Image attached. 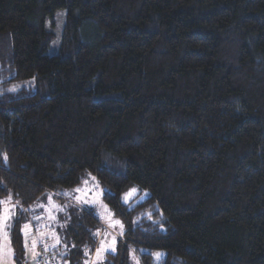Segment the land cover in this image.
Listing matches in <instances>:
<instances>
[{
  "label": "trees",
  "instance_id": "16d2710c",
  "mask_svg": "<svg viewBox=\"0 0 264 264\" xmlns=\"http://www.w3.org/2000/svg\"><path fill=\"white\" fill-rule=\"evenodd\" d=\"M3 156L23 208L94 177L123 225L100 264H264V0H0ZM65 217L47 261L93 264L101 223Z\"/></svg>",
  "mask_w": 264,
  "mask_h": 264
},
{
  "label": "rangeland",
  "instance_id": "374dc122",
  "mask_svg": "<svg viewBox=\"0 0 264 264\" xmlns=\"http://www.w3.org/2000/svg\"><path fill=\"white\" fill-rule=\"evenodd\" d=\"M59 25L61 26V20L56 22L55 31H60ZM0 160L6 161L4 156ZM93 178L91 175H86L81 184L73 189L61 192L47 191L39 200L26 208L13 202L10 198L1 199L0 202L4 203H0V264H39L37 261L41 259L42 254H46L43 256L46 260L50 254L57 258L68 255L73 248L65 236L68 224L65 215L68 209L91 212L101 223V229H99L97 236L98 246L95 249V254L91 258L89 256L90 263L92 261L93 264H100L106 253H113L117 240L122 237L123 227L121 228L119 224L113 226L114 221L120 220L113 216L108 207L105 209L104 206L106 205L101 198L102 189ZM133 188L135 187H130L124 194ZM75 189L80 191H75ZM137 194L138 189L127 203L124 202L122 196V203L132 205L147 196L146 192L140 196ZM49 197L59 206L58 208H53L49 204ZM41 204L46 207H39ZM17 222L20 223L19 231L22 237V246L17 263H15L13 261L14 253L10 245V231ZM26 224L30 225L29 229H24ZM130 262L131 264H138V259L133 252L130 255Z\"/></svg>",
  "mask_w": 264,
  "mask_h": 264
},
{
  "label": "snow or ice",
  "instance_id": "6c2138e0",
  "mask_svg": "<svg viewBox=\"0 0 264 264\" xmlns=\"http://www.w3.org/2000/svg\"><path fill=\"white\" fill-rule=\"evenodd\" d=\"M5 159H7V158L5 157ZM93 179H94V178H93ZM75 191H80V190H79V189H75ZM136 192H137V189L133 188V189H130L129 192L125 193L124 196H123V200H124V202L127 203L128 200H129L131 197H133V196L135 195ZM0 203H4V202H0ZM49 204H51V206H52L53 208H58V207H59L58 205H56V204L51 200V197H49ZM39 207H46V206L43 205V204H41V205H39ZM104 207H105V209H106L107 206H104ZM61 210H62V209H61ZM110 216H111V213H110ZM37 218H39V217H37ZM52 219H55V217H52ZM116 224H119L121 228L123 227V225L120 223V221H114V222H113V226H115ZM29 228H30V225H28V224L24 225V229H29ZM57 242H59V241L57 240ZM25 246L27 247V245H25ZM156 255L159 256L160 254L157 253Z\"/></svg>",
  "mask_w": 264,
  "mask_h": 264
},
{
  "label": "built area",
  "instance_id": "2783aa9c",
  "mask_svg": "<svg viewBox=\"0 0 264 264\" xmlns=\"http://www.w3.org/2000/svg\"><path fill=\"white\" fill-rule=\"evenodd\" d=\"M41 259H39V261H37L39 264H49V262L43 257V256H40Z\"/></svg>",
  "mask_w": 264,
  "mask_h": 264
},
{
  "label": "crops",
  "instance_id": "0c3cea01",
  "mask_svg": "<svg viewBox=\"0 0 264 264\" xmlns=\"http://www.w3.org/2000/svg\"><path fill=\"white\" fill-rule=\"evenodd\" d=\"M10 245H11V243H10Z\"/></svg>",
  "mask_w": 264,
  "mask_h": 264
}]
</instances>
